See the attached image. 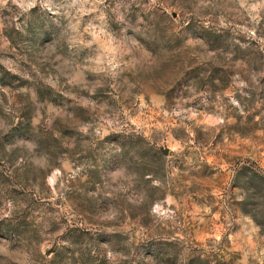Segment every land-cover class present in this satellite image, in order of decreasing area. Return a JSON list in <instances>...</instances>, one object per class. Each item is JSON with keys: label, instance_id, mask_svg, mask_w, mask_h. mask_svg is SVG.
<instances>
[{"label": "rangeland", "instance_id": "374dc122", "mask_svg": "<svg viewBox=\"0 0 264 264\" xmlns=\"http://www.w3.org/2000/svg\"><path fill=\"white\" fill-rule=\"evenodd\" d=\"M0 264H264V0H0Z\"/></svg>", "mask_w": 264, "mask_h": 264}, {"label": "water", "instance_id": "95a60500", "mask_svg": "<svg viewBox=\"0 0 264 264\" xmlns=\"http://www.w3.org/2000/svg\"><path fill=\"white\" fill-rule=\"evenodd\" d=\"M164 153H166V151H164Z\"/></svg>", "mask_w": 264, "mask_h": 264}]
</instances>
